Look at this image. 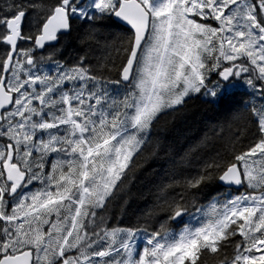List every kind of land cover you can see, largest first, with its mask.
<instances>
[{"label": "snow or ice", "instance_id": "6c2138e0", "mask_svg": "<svg viewBox=\"0 0 264 264\" xmlns=\"http://www.w3.org/2000/svg\"><path fill=\"white\" fill-rule=\"evenodd\" d=\"M0 264H264V0H0Z\"/></svg>", "mask_w": 264, "mask_h": 264}]
</instances>
